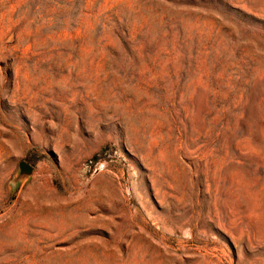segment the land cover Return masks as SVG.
Returning <instances> with one entry per match:
<instances>
[{"label":"rangeland","instance_id":"1","mask_svg":"<svg viewBox=\"0 0 264 264\" xmlns=\"http://www.w3.org/2000/svg\"><path fill=\"white\" fill-rule=\"evenodd\" d=\"M0 264H264V0H0Z\"/></svg>","mask_w":264,"mask_h":264},{"label":"water","instance_id":"2","mask_svg":"<svg viewBox=\"0 0 264 264\" xmlns=\"http://www.w3.org/2000/svg\"><path fill=\"white\" fill-rule=\"evenodd\" d=\"M31 171H32V166L29 163H27L24 160L19 161V163H18V173H17V175L15 177V180H18L21 177L30 175Z\"/></svg>","mask_w":264,"mask_h":264},{"label":"bare ground","instance_id":"3","mask_svg":"<svg viewBox=\"0 0 264 264\" xmlns=\"http://www.w3.org/2000/svg\"><path fill=\"white\" fill-rule=\"evenodd\" d=\"M41 168V167H40ZM37 170H39V167H38V169ZM36 171V170H35ZM39 172V171H38ZM40 172H42L41 170H40Z\"/></svg>","mask_w":264,"mask_h":264}]
</instances>
